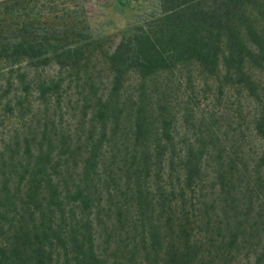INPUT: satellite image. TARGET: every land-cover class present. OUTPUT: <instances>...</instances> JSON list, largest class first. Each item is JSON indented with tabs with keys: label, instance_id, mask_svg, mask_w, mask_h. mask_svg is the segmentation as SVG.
<instances>
[{
	"label": "trees",
	"instance_id": "16d2710c",
	"mask_svg": "<svg viewBox=\"0 0 264 264\" xmlns=\"http://www.w3.org/2000/svg\"><path fill=\"white\" fill-rule=\"evenodd\" d=\"M70 3L0 0V264H264V0Z\"/></svg>",
	"mask_w": 264,
	"mask_h": 264
},
{
	"label": "rangeland",
	"instance_id": "374dc122",
	"mask_svg": "<svg viewBox=\"0 0 264 264\" xmlns=\"http://www.w3.org/2000/svg\"><path fill=\"white\" fill-rule=\"evenodd\" d=\"M70 4L68 8L81 10L79 18L86 20L94 37L112 39L106 46L116 43L122 34H132L151 11L159 8L158 0H72Z\"/></svg>",
	"mask_w": 264,
	"mask_h": 264
}]
</instances>
